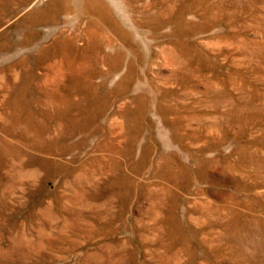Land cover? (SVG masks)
Listing matches in <instances>:
<instances>
[{"label": "rangeland", "instance_id": "1", "mask_svg": "<svg viewBox=\"0 0 264 264\" xmlns=\"http://www.w3.org/2000/svg\"><path fill=\"white\" fill-rule=\"evenodd\" d=\"M0 264H264V0H0Z\"/></svg>", "mask_w": 264, "mask_h": 264}]
</instances>
